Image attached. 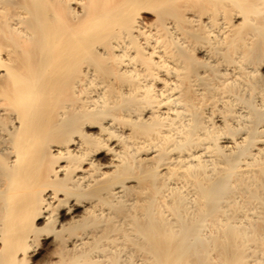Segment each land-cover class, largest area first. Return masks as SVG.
Masks as SVG:
<instances>
[{"label": "bare ground", "instance_id": "6f19581e", "mask_svg": "<svg viewBox=\"0 0 264 264\" xmlns=\"http://www.w3.org/2000/svg\"><path fill=\"white\" fill-rule=\"evenodd\" d=\"M0 264H264V0H0Z\"/></svg>", "mask_w": 264, "mask_h": 264}]
</instances>
